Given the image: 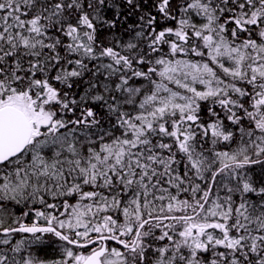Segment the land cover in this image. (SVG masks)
Instances as JSON below:
<instances>
[{
  "label": "snow or ice",
  "instance_id": "1",
  "mask_svg": "<svg viewBox=\"0 0 264 264\" xmlns=\"http://www.w3.org/2000/svg\"><path fill=\"white\" fill-rule=\"evenodd\" d=\"M0 264H264V0H0Z\"/></svg>",
  "mask_w": 264,
  "mask_h": 264
}]
</instances>
